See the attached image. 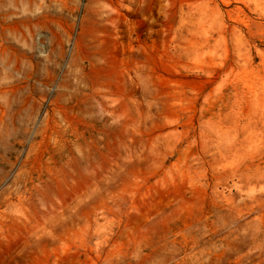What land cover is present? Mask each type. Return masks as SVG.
I'll return each mask as SVG.
<instances>
[{"label": "rangeland", "instance_id": "obj_1", "mask_svg": "<svg viewBox=\"0 0 264 264\" xmlns=\"http://www.w3.org/2000/svg\"><path fill=\"white\" fill-rule=\"evenodd\" d=\"M0 264H264V0H0Z\"/></svg>", "mask_w": 264, "mask_h": 264}]
</instances>
